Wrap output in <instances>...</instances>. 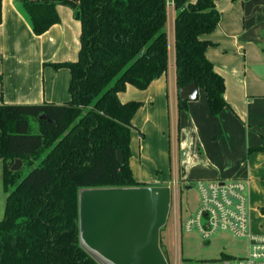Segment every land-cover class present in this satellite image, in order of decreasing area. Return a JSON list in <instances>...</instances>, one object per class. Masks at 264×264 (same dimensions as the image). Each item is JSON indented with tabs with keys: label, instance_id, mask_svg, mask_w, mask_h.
I'll use <instances>...</instances> for the list:
<instances>
[{
	"label": "trees",
	"instance_id": "1",
	"mask_svg": "<svg viewBox=\"0 0 264 264\" xmlns=\"http://www.w3.org/2000/svg\"><path fill=\"white\" fill-rule=\"evenodd\" d=\"M216 1L172 0L177 94L195 83L204 89L213 116L227 107L224 78L205 56L212 43L203 39L217 28ZM15 2L36 36L59 23V5L67 7L79 22L80 48L76 61L48 64L69 70V101L0 105V159L7 193L0 220V264H97L79 246L78 192L151 187L137 182L129 168L132 119L142 103H122L118 94L131 85L146 90L166 74L167 0ZM187 104L178 97V112ZM43 115L50 121L38 119ZM257 150L264 151V140ZM17 159L23 165L12 172ZM24 166L30 167L26 175Z\"/></svg>",
	"mask_w": 264,
	"mask_h": 264
},
{
	"label": "crops",
	"instance_id": "2",
	"mask_svg": "<svg viewBox=\"0 0 264 264\" xmlns=\"http://www.w3.org/2000/svg\"><path fill=\"white\" fill-rule=\"evenodd\" d=\"M215 7L220 18L215 31L203 36L212 43L205 56L224 78L227 107L219 116H213L204 89L198 88L197 98L188 101L185 111L178 112L174 79L175 13L171 9L168 21L172 51L166 74L146 90L131 85L118 94L122 103L131 100L142 103L132 119L129 168L137 182H152L151 185L159 187H170L171 165L176 160L178 170L175 168L174 177L178 175L184 184L189 179H245L250 230L264 233V151L257 150L264 140V0H217ZM56 11L59 23L36 36L15 0H2L0 105H61L69 101V70L54 69L48 64L76 61L79 22L67 7L59 5ZM226 49L235 52L230 54ZM170 130L177 135L175 156ZM2 167L0 159L1 211L7 198Z\"/></svg>",
	"mask_w": 264,
	"mask_h": 264
},
{
	"label": "water",
	"instance_id": "3",
	"mask_svg": "<svg viewBox=\"0 0 264 264\" xmlns=\"http://www.w3.org/2000/svg\"><path fill=\"white\" fill-rule=\"evenodd\" d=\"M197 90L192 82L178 97L193 101ZM38 119L50 121L46 115ZM22 165L17 159L10 170ZM170 199V187L82 188L77 197L80 248L97 264H167L159 233L168 222Z\"/></svg>",
	"mask_w": 264,
	"mask_h": 264
},
{
	"label": "built area",
	"instance_id": "4",
	"mask_svg": "<svg viewBox=\"0 0 264 264\" xmlns=\"http://www.w3.org/2000/svg\"><path fill=\"white\" fill-rule=\"evenodd\" d=\"M172 6L173 2L167 1V7ZM176 136L174 133V156ZM194 185L198 196V209L186 218H182L181 207L178 203L177 178L173 179L169 185L170 203L175 210L173 228L176 239V256L179 255L178 238L181 231L186 233L195 231L204 241L209 240L215 233L224 232L235 239H246L248 251L247 255L242 258H232L226 255L224 259H221L222 264H264V233L256 234L250 230L247 180L242 178L204 179L195 181ZM171 264H177V260L174 259Z\"/></svg>",
	"mask_w": 264,
	"mask_h": 264
},
{
	"label": "rangeland",
	"instance_id": "5",
	"mask_svg": "<svg viewBox=\"0 0 264 264\" xmlns=\"http://www.w3.org/2000/svg\"><path fill=\"white\" fill-rule=\"evenodd\" d=\"M169 9V15L168 17H171V9L172 7H168ZM169 25V27H168ZM167 26V33H168V44L169 40L171 42L172 40V34H171V26L168 21ZM223 43V42H222ZM172 44V42H171ZM171 44H169V52L172 51ZM223 46L226 44H222ZM75 46L80 48L77 43L75 42ZM224 48V47H223ZM227 52H230V54H234L235 50L226 49ZM77 59V58H76ZM69 100V99H68ZM33 130H36V122L32 123ZM171 143H173L174 134L171 132ZM172 152L173 145L171 147ZM137 155V161L140 160V155L138 152H136ZM173 155V154H172ZM37 163H34V165H37ZM177 160L176 164L172 161L171 168L172 171V177L171 179L177 178V185L179 189L178 193V203L181 207V214L182 218L188 217V215L194 214L195 211L198 209V196L195 189V179H189L186 181V184H184L181 180V178L177 175V177H174V170L177 168ZM28 169L30 167L24 166V169L22 170V174L26 175L28 172ZM21 174V173H20ZM178 174V173H177ZM21 176V175H20ZM146 181V180H145ZM145 184L151 185L152 182H146ZM12 187L9 186L8 190H11ZM175 210L173 209V206L170 208L169 216L167 219V224L164 228L160 230L159 233V239H160V248L161 251L166 257L168 264H171L174 259L177 260V264H222L221 258L224 255H228L232 258H242V256L247 255L248 251V245L246 239H235L231 237L227 233H215L210 237L209 240L204 241L202 238L199 237L197 232L190 231L188 233L181 231L179 235V260L178 256H176L175 252V245H176V239H175V232L173 228V215ZM4 214V208L1 211L0 209V220L3 218Z\"/></svg>",
	"mask_w": 264,
	"mask_h": 264
}]
</instances>
